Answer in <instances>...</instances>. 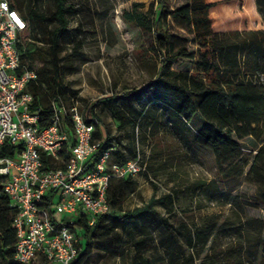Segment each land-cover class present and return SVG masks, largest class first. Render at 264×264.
Returning a JSON list of instances; mask_svg holds the SVG:
<instances>
[{
    "label": "trees",
    "instance_id": "1",
    "mask_svg": "<svg viewBox=\"0 0 264 264\" xmlns=\"http://www.w3.org/2000/svg\"><path fill=\"white\" fill-rule=\"evenodd\" d=\"M7 1L27 25L20 46L21 60L37 73L36 81L27 90L33 97L32 111H39L41 116L39 126L46 127L54 116L52 99L61 98L67 108L76 103V95L62 83L59 58L68 16L76 9L64 0H48L51 7L46 12L41 8L45 0ZM239 5L238 0H189L171 9L169 0H155L147 10L142 3H133L130 10L123 12V20L137 29L148 44L147 51L155 57L157 73L144 89L107 95L85 104L82 113L86 122L94 126L93 140L99 143L90 162L111 148H114L111 164L123 166L138 158L140 161L134 128L146 126L153 130L163 118L162 127L171 130L179 140L191 141L213 153L222 179L237 180L244 174L246 179H251L256 187L255 200L264 204V81L246 78L243 73L247 69L252 75H260L256 61L240 63L241 53L248 51L247 43L216 41L220 32L237 33V28H233L238 22L234 9ZM169 20L191 35L195 45L189 55L194 65L192 72L173 69L187 53L185 49L176 50L171 41L166 31ZM40 44H45L46 49L39 47ZM134 103L143 107L138 111ZM100 104L119 131L131 130L127 144L120 137L111 136L105 128L104 134L98 129L102 124L96 113ZM66 122L70 127V122ZM247 138L261 145L250 159L243 156L240 146V141ZM18 148L2 145L0 157H14ZM42 158L45 168L65 166L63 161L54 163L45 155ZM63 158L65 161L67 155ZM3 182L0 175V263L20 264L14 259V211L9 198L1 192ZM198 187L205 190L207 185L198 183ZM137 188L133 177L112 178L106 195L108 212L98 217L93 226L87 225L86 218L68 224L75 237L84 240V244H78L82 247L73 264H84L95 250L120 255L128 246L134 251L129 264H149V259L138 256L153 242V234L159 229H163V234L156 246L166 264H196L197 260H200L198 264H216L208 260L207 252L203 253L205 248L210 249V238L218 230L216 216H208L200 224L174 226L170 222V216L175 214L173 194L152 197L142 207L125 211L124 204ZM211 196L216 200L220 193L213 191ZM50 199L51 196L48 204ZM157 206L168 215L158 212ZM245 222L233 228L237 246L219 249L215 254L219 264H264V221L249 218Z\"/></svg>",
    "mask_w": 264,
    "mask_h": 264
},
{
    "label": "rangeland",
    "instance_id": "2",
    "mask_svg": "<svg viewBox=\"0 0 264 264\" xmlns=\"http://www.w3.org/2000/svg\"><path fill=\"white\" fill-rule=\"evenodd\" d=\"M64 1L76 11L68 16L69 22L60 44L61 80L76 95L78 110L82 112L85 104L107 95L124 94L147 87L157 73L155 57L148 53V44L140 32L127 24L122 15L124 11L130 10L133 3H142L147 10L155 0ZM238 1L241 5L234 9L238 22L233 25L237 33L222 35L219 31L216 41L223 44L232 41L247 43L248 51L241 53L240 63L256 61L260 75H252L247 69L243 73H246V78L264 81V0ZM188 2L169 0V7L173 9ZM50 7L48 0L42 2L43 11L46 12ZM166 31L176 50L185 49L187 53L186 57L178 59L173 69L192 72L194 65L189 55H192L195 45L189 31L171 20L168 21ZM39 47L46 49L45 44ZM134 107L139 111L143 106L134 103ZM96 113L102 121L98 129L103 134L105 128L111 136L120 137L124 144L128 143L131 130L119 131L102 104ZM159 121L158 127L153 130L146 129V126H136L133 130L141 172L134 177L138 183L137 191L128 198L124 209L129 211L142 207L152 197L173 194L175 214L170 216V222L174 226L179 223L200 224L202 219L216 216L218 230L209 241L214 250L211 247L205 248L203 253L207 252L209 261L219 264L214 257L217 251L237 246L238 238L234 236L233 228L246 224L249 218L264 221V204L255 200L256 187L251 179H246L245 174L237 180L222 179L210 150L191 141L179 140L171 130L162 127L165 121L163 118ZM240 146L243 156L250 159L261 145L247 138L240 141ZM198 183H205L207 189L199 188ZM213 191L220 193L216 200L211 198L214 197L211 196ZM156 209L162 215H168L161 206ZM78 219L77 216H66L64 221L72 223ZM162 234L163 229L156 231L153 242L141 251L138 258L149 259V264H166L159 257L156 246ZM76 239L81 245L84 244V240L79 237ZM133 254L130 246L120 255L95 250L84 264H129ZM42 261L38 257L31 264H41ZM199 262L197 260L196 264Z\"/></svg>",
    "mask_w": 264,
    "mask_h": 264
},
{
    "label": "built area",
    "instance_id": "3",
    "mask_svg": "<svg viewBox=\"0 0 264 264\" xmlns=\"http://www.w3.org/2000/svg\"><path fill=\"white\" fill-rule=\"evenodd\" d=\"M26 29L20 13L0 0V146L19 147L14 157H0L1 192L14 211V259L20 264L38 257L46 264H73L81 247L64 218H86L93 226L109 210V181L135 177L141 168L139 158L123 166L111 164L114 148L90 162L99 143L77 102L67 108L61 98L52 99L54 116L46 127L39 126L41 116L32 111L27 90L37 73L21 60ZM43 155L54 163L63 161L64 168H45Z\"/></svg>",
    "mask_w": 264,
    "mask_h": 264
},
{
    "label": "crops",
    "instance_id": "4",
    "mask_svg": "<svg viewBox=\"0 0 264 264\" xmlns=\"http://www.w3.org/2000/svg\"><path fill=\"white\" fill-rule=\"evenodd\" d=\"M134 178V177H133Z\"/></svg>",
    "mask_w": 264,
    "mask_h": 264
}]
</instances>
